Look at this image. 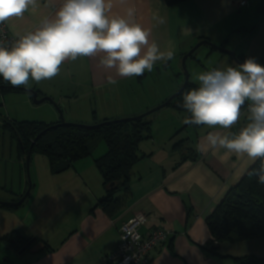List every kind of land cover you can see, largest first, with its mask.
<instances>
[{
  "label": "crops",
  "instance_id": "obj_1",
  "mask_svg": "<svg viewBox=\"0 0 264 264\" xmlns=\"http://www.w3.org/2000/svg\"><path fill=\"white\" fill-rule=\"evenodd\" d=\"M129 3L137 10V21L144 27L152 28L151 39L162 50H174L172 60L154 65L152 71L157 72L176 63L182 64L184 56L201 41L226 47L229 43L225 37L226 20L232 16L233 10L247 6L243 0H224V6L219 10L209 7L207 1L202 4L200 0H189L173 7H169L165 0H129ZM157 10L165 17L166 23L153 27L151 16ZM113 11H122V6L117 5ZM35 23L36 19L32 17L17 22L20 28ZM6 28L8 30L7 25ZM236 52L245 58L252 57L248 55L249 52ZM224 61L226 67L234 66V62L223 58ZM109 76L116 79L115 85L107 82ZM139 78L116 76L114 70L100 67L97 58L81 57L76 61H65L60 74L51 80L39 83L30 80L31 88L28 90L37 92L39 99L51 98L61 110L68 111L70 122L95 125L103 120L139 116L163 104L184 82L183 78L178 77L164 96L141 101L129 96L133 89L131 84ZM18 95L26 97L27 104L33 103L28 93ZM3 102L2 106L8 112L9 104L5 98ZM165 111H170V116L176 115L173 110ZM0 116L9 121L23 122L19 117L12 118L10 113L6 117ZM49 116L51 119L43 122L54 124L60 121L53 107ZM151 117L152 138L140 145H143L146 153H140L142 158L132 169L129 193L118 194L124 203L123 210L112 218L98 206L107 197V192L95 161L106 154V148H102L96 156L93 154L78 161L60 175L51 174L49 163L44 171L38 167L29 213H33V219L29 218V214L18 216V210H3L5 214L0 212V239L17 231L27 239L33 237L50 246V251H47L42 244L37 245L33 252L27 253L29 256L26 254L29 261L20 264H101L104 257L117 249L122 226L138 213L150 217V223L141 230L143 235H149L156 225L171 232L167 242L152 252V264H234L233 258L248 256L264 259V238L218 244L207 223L208 218L258 160L252 163L223 149L215 152L197 151L196 146L202 137L216 129L204 125L187 127L182 123L184 118L181 116L178 121H168L169 129L158 133L153 128L157 120ZM246 117L247 110L231 131L236 132L245 126ZM182 141L193 150L191 155L196 160L193 161V157L186 158V152L174 149L173 144ZM17 158L19 169H22L24 164L18 153ZM33 160L34 157L32 163ZM18 177L20 183L13 188L11 195L22 192L19 198L26 190L28 179L23 185L21 172ZM5 200L9 199L0 197V201ZM61 215L64 218L59 223ZM211 247L218 249V256L205 249Z\"/></svg>",
  "mask_w": 264,
  "mask_h": 264
},
{
  "label": "clouds",
  "instance_id": "obj_2",
  "mask_svg": "<svg viewBox=\"0 0 264 264\" xmlns=\"http://www.w3.org/2000/svg\"><path fill=\"white\" fill-rule=\"evenodd\" d=\"M117 5L122 11H113ZM36 19L30 27L17 22ZM153 27L166 23L154 11ZM7 25L14 39L0 38V77L12 86L31 88L29 81L51 80L65 61L97 58L104 69L128 78L151 72L157 62L167 63L174 50H162L152 28L137 21L129 0H0V32ZM198 86L183 94L189 115L182 123L209 129L197 151L226 150L238 158L260 164L248 171L264 186V66L249 57L238 66L214 68L196 76ZM109 84L116 79L108 77ZM247 103V122L231 131Z\"/></svg>",
  "mask_w": 264,
  "mask_h": 264
},
{
  "label": "trees",
  "instance_id": "obj_3",
  "mask_svg": "<svg viewBox=\"0 0 264 264\" xmlns=\"http://www.w3.org/2000/svg\"><path fill=\"white\" fill-rule=\"evenodd\" d=\"M186 1L189 0H165L169 7ZM203 39L201 38V40ZM220 47L226 48L225 45ZM211 49L217 51L214 48ZM195 54L190 58H194ZM237 59L244 62L247 58L237 55ZM197 86L189 82L187 88L167 108L178 113H185L186 110L182 107L183 94ZM13 93H28L33 99V95L24 86H12L0 77V98ZM247 103L242 109V114L247 110ZM113 121L117 120H103L95 125H90H101L100 127L88 129L83 124L60 127V121L47 124L45 122L9 121L4 118V127L10 131L13 139L17 142V153L24 164L25 171L26 158L32 150L31 162L34 155L46 157L52 175H60L68 171L78 161L93 156L99 143L104 141L107 152L95 162L102 174L107 197L101 200L98 206L112 218L124 208L122 198L118 197V194L122 192L127 194L130 191L132 169L142 158L140 145L152 138L153 123L150 116L135 122L111 123ZM42 133L44 135L33 146V142ZM186 145L185 141H182L177 143L174 149L182 153L186 152L184 154L186 158L193 157L191 155L193 150ZM192 159L193 161L196 160L194 157ZM259 164L260 161L258 160L249 171L257 168ZM27 189L28 183L25 192L13 202L20 201ZM29 196L31 197V195ZM0 209L15 211L19 208L0 206ZM207 223L214 241L218 244H234L264 238V186L257 184L256 177H249L246 174L208 218ZM30 240V238L27 239L19 232L14 231L2 237L0 242L18 254ZM33 241V248L42 244L44 250L50 251L48 244L40 240L33 239ZM205 249L211 254L219 255L217 254L218 249L215 247ZM27 253H29L28 249L22 255ZM233 262L234 264H264V259L248 256L233 258Z\"/></svg>",
  "mask_w": 264,
  "mask_h": 264
},
{
  "label": "rangeland",
  "instance_id": "obj_4",
  "mask_svg": "<svg viewBox=\"0 0 264 264\" xmlns=\"http://www.w3.org/2000/svg\"><path fill=\"white\" fill-rule=\"evenodd\" d=\"M206 1L209 7L218 10L219 8L221 9L224 6V0H200L202 4H206ZM229 1L234 2L237 0ZM239 1L241 2L242 0ZM243 1H246L247 6H245L244 8H240L239 10H233L232 16L226 20L227 22L225 24V37L229 39V43L227 44L225 49L235 53L236 55H238L236 51L240 50L241 53L249 52L248 55L254 57L261 66H264V14L262 12L264 7V0ZM195 46L193 48H195ZM221 54L223 53L219 51H212L211 47L207 45H204L200 49H198L194 58H189L186 63V67L190 75V83H199L197 80H195V77L201 72L209 71L214 68H219L222 70L225 69L226 61L222 62L223 58L228 60L229 62H234V66L239 65L230 56L226 54ZM178 77L184 79V84L186 74L184 72L183 65L178 63L170 66L166 70H161L160 72L152 71L151 73H144L142 76H140L138 80L134 81L131 84L130 87H132L133 89L129 96L132 99H137L141 101L146 100L150 97H152V99H155L164 96L167 91H169V89L171 88L170 84L172 82H176ZM4 98L6 99V103L9 104L8 112L7 110L5 111L2 106V103H4ZM25 98L26 97H24L23 95H18L17 93L2 96L0 98V114L6 117L8 116V113H10L12 118H21L20 121L26 120L31 122H43L48 119H51V117L49 116V112L52 111V107L58 112V110L54 107L51 102H44L41 105H35L34 103L27 104ZM161 105L162 104L155 106L154 108H151L143 114H146L147 112L154 110L155 108H158ZM165 110L172 109H164L151 115L152 120H157L155 127H153L154 132L155 130L157 132H164L166 131V129H169L168 121H178V119L182 117L185 118V116L189 115V113L186 112L178 113L174 111L173 114L176 115L170 116V111ZM62 111L66 122L76 124V122L69 121L68 111H64L63 109ZM83 125L90 126L89 124ZM176 142L175 144H173L174 146L177 144ZM102 148L107 149L104 141L99 143L97 149L94 152V155H98ZM17 150V142L15 139H13L10 131L4 127V118L0 116V197L4 199H9L2 202H13L12 200H16L18 198V195L22 193L16 192V196L11 195L13 188H16L20 183L18 177L19 172H21L22 175L23 181L21 182L23 183V185H25L27 181V175L25 170L23 169L24 166H22V169H19L20 165L17 160ZM140 153H146L143 149V145L140 146ZM47 165V158L40 155H34V160L33 163L31 162L30 168V176L33 185L37 183L36 174L39 171L38 167L40 170L44 171ZM33 196L34 192L32 196L25 202V204L21 206L18 211H16L18 212V216L23 217L31 213L30 210L32 209L31 205ZM3 210L5 209H0V212L5 214L6 211ZM33 217V213L31 215L29 214V218L33 219ZM62 218H64L63 215L60 216L59 223L61 222ZM46 227L48 228L49 226ZM27 256L29 255L27 254ZM27 256L24 255L19 257L13 250L9 249L4 243L0 242V264H20L22 262H27L29 261ZM23 257L25 259H22Z\"/></svg>",
  "mask_w": 264,
  "mask_h": 264
},
{
  "label": "built area",
  "instance_id": "obj_5",
  "mask_svg": "<svg viewBox=\"0 0 264 264\" xmlns=\"http://www.w3.org/2000/svg\"><path fill=\"white\" fill-rule=\"evenodd\" d=\"M243 5L245 2L242 3ZM0 38L11 41L13 36L8 32L6 25L2 26ZM150 223V217L138 213L120 230V243L117 249L103 258L101 264H152L151 254L159 246L167 242L171 232L160 225L152 228L149 235L145 236L141 230Z\"/></svg>",
  "mask_w": 264,
  "mask_h": 264
},
{
  "label": "water",
  "instance_id": "obj_6",
  "mask_svg": "<svg viewBox=\"0 0 264 264\" xmlns=\"http://www.w3.org/2000/svg\"><path fill=\"white\" fill-rule=\"evenodd\" d=\"M262 12L264 14V8H263ZM204 45H207V46H209L211 48H214L215 50H217V51H219V52H221L223 54H226V55L230 56L231 58H233L235 60V62L237 64H242L243 63V62L238 61L237 55L235 53H233V52H231V51H229V50H227L225 48H222L220 46H216V45H214L213 43H211L209 41H202L199 44H197L195 46V48H193L188 54H186L184 56L183 60H182V65H183L184 72L186 74V79H185V83L183 84L182 88L176 94H174L172 97H170L167 100V102H165L164 104H162L160 107L155 108L154 110H151V111L147 112L146 114H143V115L138 116V117L120 119V120H117V121H113L111 123H120V122L127 123V122L139 121L141 119H144L146 117H149V116L153 115L154 113H156L158 111H161V110L167 108L169 106V104L173 100H175L187 88V86H188V84L190 82V75L188 73V70H187V67H186V63H187L188 59L190 57H192L198 51V49H200ZM26 90L33 95V103L35 105H41L44 102H51L54 105V107L58 110L59 115H60V124H59L60 127H69V126H72V125L78 126V124L66 122V120L64 118V115H63V111L58 106V104H56L51 98H42V99H39V94L37 92H35L33 90H28V89H26ZM102 125H104V124H102ZM100 126L101 125H97V126H85V127L88 128V129H96V128L100 127ZM42 135H44V133L40 134L36 138V140L33 142V146L38 142V140L42 137ZM31 158H32V150H30V152L28 153L27 158H26V172H27V179H28V183H29V187H28V190H27L26 194L18 202H2V201H0V206L18 209L21 206H23L25 204V202L27 201V199H28V197H29V195H30V193H31V191L33 189V184H32V180H31V176H30Z\"/></svg>",
  "mask_w": 264,
  "mask_h": 264
},
{
  "label": "flooded vegetation",
  "instance_id": "obj_7",
  "mask_svg": "<svg viewBox=\"0 0 264 264\" xmlns=\"http://www.w3.org/2000/svg\"><path fill=\"white\" fill-rule=\"evenodd\" d=\"M264 8V7H263ZM27 183H28V181H27ZM28 187H29V183H28ZM28 190V189H27ZM31 193H32V191H31ZM31 193H30V195H31ZM26 194V193H25ZM30 197V196H29ZM22 199V198H21ZM20 199V200H21ZM31 240H30V242L25 246V248L21 251V252H19L17 255H22V253H24V251L25 250H27L28 249V252L29 253H31V252H33V250H34V248H33V237L32 238H30Z\"/></svg>",
  "mask_w": 264,
  "mask_h": 264
}]
</instances>
